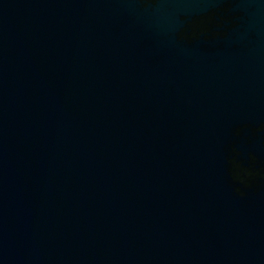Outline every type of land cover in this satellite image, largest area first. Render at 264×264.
Listing matches in <instances>:
<instances>
[{
    "label": "water",
    "instance_id": "1",
    "mask_svg": "<svg viewBox=\"0 0 264 264\" xmlns=\"http://www.w3.org/2000/svg\"><path fill=\"white\" fill-rule=\"evenodd\" d=\"M236 162L264 0H0V264H264Z\"/></svg>",
    "mask_w": 264,
    "mask_h": 264
},
{
    "label": "flooded vegetation",
    "instance_id": "2",
    "mask_svg": "<svg viewBox=\"0 0 264 264\" xmlns=\"http://www.w3.org/2000/svg\"><path fill=\"white\" fill-rule=\"evenodd\" d=\"M140 1H147V2H152L154 0H140ZM250 163H259L258 160L251 154L250 155ZM232 177L234 178V181L237 183H241L243 185L250 184L251 182L256 181L257 179L261 178L264 176V169L259 166V168L256 170H246L243 169L238 162L232 165Z\"/></svg>",
    "mask_w": 264,
    "mask_h": 264
}]
</instances>
